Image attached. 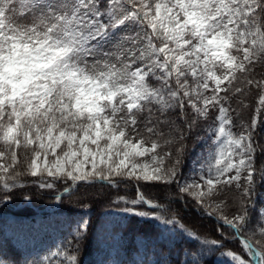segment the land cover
I'll return each mask as SVG.
<instances>
[{"label": "snow or ice", "instance_id": "1", "mask_svg": "<svg viewBox=\"0 0 264 264\" xmlns=\"http://www.w3.org/2000/svg\"><path fill=\"white\" fill-rule=\"evenodd\" d=\"M254 91V115L236 132L234 116ZM210 118L207 153L182 176L187 140ZM262 127L264 0H0L5 193L28 183L70 182L64 192L81 183L116 190L133 183L134 199L112 203L198 240L203 249L182 264H203L226 241L264 264V207L255 221L250 213L264 182V164L257 167L264 145L255 139ZM141 183L175 184L228 233L218 228L220 239H201L166 218L167 207L146 199ZM88 226L76 223L77 245ZM78 251L69 242L45 262L79 264ZM223 256L251 264L232 250Z\"/></svg>", "mask_w": 264, "mask_h": 264}, {"label": "trees", "instance_id": "2", "mask_svg": "<svg viewBox=\"0 0 264 264\" xmlns=\"http://www.w3.org/2000/svg\"><path fill=\"white\" fill-rule=\"evenodd\" d=\"M248 108L239 109V105L234 100L233 107L240 110V116L235 117L237 127L233 130L240 131L238 127L241 121H250L254 115L255 107L258 103V93L255 91L246 98ZM215 113H213V116ZM212 123L210 118L207 122L199 124L190 134L187 140V154L184 158V164L181 172L182 176H188L190 173L191 159L193 156V148L201 138L208 135V126ZM255 139L260 145H264V127L258 128ZM264 164V150L258 149L257 167ZM34 179V178H29ZM69 184L63 181L57 182L55 188H39L35 184L28 183L23 188L13 189L9 193L0 190V254L5 256L9 262L15 261L16 264H46L45 257L51 251L57 248L68 247L72 242L73 248H78L76 253L79 264H95L99 257L103 258L100 264H182L183 261H191L193 253H197L203 249L199 241L191 236L181 234L180 232L170 233L169 228L165 227L154 219L128 215L120 211V207L112 203L119 196H125L128 199H134L137 195L136 186L129 183L126 187L121 186L119 190L112 189L108 186L79 184L76 188L69 192L63 193L64 188ZM140 192L146 199H150L155 203L163 204L167 207V211L162 214L166 218H175L179 223L185 226L188 231H193L201 239H220L218 228L220 231L228 233L227 229L220 227L219 222L215 218L204 215L195 201L179 193L175 184L170 187L153 186L141 183ZM264 192V182H258L256 195L254 197L255 207L250 208L253 221L257 216V209L264 205L258 192ZM5 195L10 197L12 204L5 202ZM27 196L31 203L24 204L15 208L24 201ZM60 197V204L54 213L44 211L36 212L31 207L37 206L42 209ZM236 193L230 192L229 197H235ZM139 210H148L144 206H140ZM234 211V209H232ZM15 214L30 220H37L36 214L40 217L51 216V214L64 215L63 218L68 221L62 229L58 243H52L51 249L46 250L43 256H37L31 251L24 250L13 238L8 234L7 222L11 216ZM79 218L89 221L86 232L81 234L79 244L73 240V234L76 231V223ZM141 238L146 246L139 248ZM232 250L237 254H241L248 259L251 264H257L253 257L247 256L236 243L225 242V248L216 249L209 252L203 260V264H234L230 258H225L223 253ZM187 253V255H185ZM97 264V263H96Z\"/></svg>", "mask_w": 264, "mask_h": 264}, {"label": "rangeland", "instance_id": "3", "mask_svg": "<svg viewBox=\"0 0 264 264\" xmlns=\"http://www.w3.org/2000/svg\"><path fill=\"white\" fill-rule=\"evenodd\" d=\"M209 144L210 141H208V135L201 138L196 144L193 148L190 169H194L199 166L198 162L206 155ZM258 195H260L261 201L264 202V192L259 191ZM5 202L12 204L11 200H6ZM28 203H31L30 200L24 201L14 207L17 208ZM59 204L60 201L55 200L53 203L48 204L42 209L35 205L33 206V204L31 207H33L36 212L43 213L46 210L54 213V210L58 208ZM262 207H264V205ZM35 217L38 219L30 220L11 214V217L7 222L6 230L24 250L31 251L37 256H43L46 250L51 249V245H53L52 243L58 241L61 231L63 227L68 224V221L65 220L62 215L56 214H51L49 217H40V214H36ZM81 220H83V218L78 219V221ZM137 240L139 241V248H144V246H146V243L141 238L137 237ZM3 257L4 264H10L7 258L5 256ZM254 259L257 261L256 257H254ZM96 263L100 264L105 262H103V258L100 256L98 262Z\"/></svg>", "mask_w": 264, "mask_h": 264}]
</instances>
